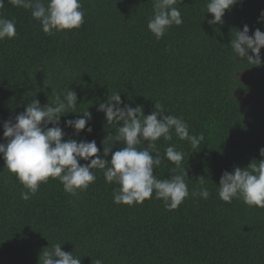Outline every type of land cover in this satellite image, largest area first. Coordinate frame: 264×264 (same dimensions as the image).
Here are the masks:
<instances>
[{"label": "trees", "instance_id": "obj_1", "mask_svg": "<svg viewBox=\"0 0 264 264\" xmlns=\"http://www.w3.org/2000/svg\"><path fill=\"white\" fill-rule=\"evenodd\" d=\"M81 2L83 26L49 36L29 11L5 0L0 12L15 20L17 36L0 41V142L3 122H14L33 99L44 106L69 88L78 106L61 117L65 138L95 140L102 155V142L116 125H107L98 103L120 92L123 102L142 106L145 115L158 102L166 115L183 117L191 134H203L199 152L175 136L171 143L185 153L189 192L203 177L210 196L188 198L176 210L155 199L116 205L118 186L93 169L96 182L79 198L50 179L24 201L22 185L0 158V264H38L43 249L56 243L75 251L81 264L97 258L103 264H264V210L241 200L225 203L217 193L224 171L259 161L264 147V63L241 60L230 49L235 30L245 24L249 35L256 28L264 32V23H257L264 0H242L215 26L208 24L213 17L205 13L207 0H183L177 5L183 24L160 40L147 28L152 0ZM243 73L253 78L252 87L240 81ZM86 110L92 132L76 136L64 122ZM157 146L163 153L168 144L161 140ZM170 166L165 161L154 175L167 178Z\"/></svg>", "mask_w": 264, "mask_h": 264}, {"label": "clouds", "instance_id": "obj_2", "mask_svg": "<svg viewBox=\"0 0 264 264\" xmlns=\"http://www.w3.org/2000/svg\"><path fill=\"white\" fill-rule=\"evenodd\" d=\"M5 0H0V9ZM14 7L30 12L44 34L53 36L58 33L78 31L85 23V13L81 0H8ZM242 0H207L206 12L211 14L210 26L223 25L226 12ZM183 0H152V15L148 18L147 28L160 40L173 26H181L183 18L178 4ZM257 23H264L261 11ZM248 25L243 30H235L230 49L241 60L256 64L264 63L261 49L264 48V32L256 28L249 35ZM17 36L15 20L5 18L0 12V41L15 39ZM251 53V55H249ZM78 106L77 94L68 90L61 98L41 106L33 99L25 111L15 116V121L3 122V141L0 142V158L8 172L22 185L21 199L31 200L42 184L49 180L58 181L65 193L79 198L96 182V173L102 171L105 182L117 185L113 190L116 205L139 206L146 201H161L168 210H176L188 198L207 200L210 192L198 178L199 187L189 192L183 169L185 153L178 150L173 137L190 144L193 152L201 150L203 134L194 135L189 131L183 117L165 114L160 103H154V111L145 115L142 106L132 107L121 100L120 92L111 94L106 102L98 103L97 111L104 114L107 125H116L103 140V153L96 141L65 138L61 117L74 113ZM80 118L66 120L64 127L72 128L79 136L82 132L91 134L92 128L86 127L92 120L86 110ZM51 125V127H49ZM168 144L163 153L157 146L158 141ZM123 147L115 148L114 144ZM144 145V147H140ZM197 149H199L197 151ZM111 155V159L108 157ZM261 159H253L247 167H235L232 172L224 171L217 186L218 197L225 203L241 200L246 206L264 210V147L259 149ZM84 161L86 163L81 164ZM167 161V178L160 179L154 170ZM167 166V165H166ZM190 180V179H189ZM75 252V251H74ZM62 251L59 243L45 248L38 258V264H81V258ZM94 264H103L97 258Z\"/></svg>", "mask_w": 264, "mask_h": 264}, {"label": "rangeland", "instance_id": "obj_3", "mask_svg": "<svg viewBox=\"0 0 264 264\" xmlns=\"http://www.w3.org/2000/svg\"><path fill=\"white\" fill-rule=\"evenodd\" d=\"M240 81L246 88L253 86V78L248 74H245V73L241 74ZM243 99H244V104L246 105L248 103L247 97L245 96Z\"/></svg>", "mask_w": 264, "mask_h": 264}]
</instances>
